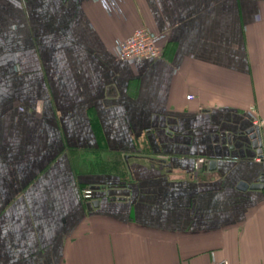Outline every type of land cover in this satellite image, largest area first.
Masks as SVG:
<instances>
[{
	"label": "crops",
	"instance_id": "1",
	"mask_svg": "<svg viewBox=\"0 0 264 264\" xmlns=\"http://www.w3.org/2000/svg\"><path fill=\"white\" fill-rule=\"evenodd\" d=\"M260 177L264 0H0V264H264Z\"/></svg>",
	"mask_w": 264,
	"mask_h": 264
},
{
	"label": "built area",
	"instance_id": "2",
	"mask_svg": "<svg viewBox=\"0 0 264 264\" xmlns=\"http://www.w3.org/2000/svg\"><path fill=\"white\" fill-rule=\"evenodd\" d=\"M103 8L109 13H119L120 3L123 0H98ZM116 56L122 60L130 62L134 57L154 58L161 55V47L156 42V35L152 34L144 27L135 28L128 36L121 39L115 46ZM190 97V96H188ZM263 121L257 116L251 118L252 132H256V126H259ZM251 132V133H252ZM204 157H198L195 165L205 163ZM93 196V190L86 188L83 190V197L90 199ZM206 264H228L227 260L212 259Z\"/></svg>",
	"mask_w": 264,
	"mask_h": 264
},
{
	"label": "water",
	"instance_id": "3",
	"mask_svg": "<svg viewBox=\"0 0 264 264\" xmlns=\"http://www.w3.org/2000/svg\"><path fill=\"white\" fill-rule=\"evenodd\" d=\"M252 131H253L252 128H248L245 133L251 139L252 147L255 148L258 152H260L262 142H261V139L258 135V131L256 130L255 133H253ZM210 164H212V166H213V161H210ZM263 182H264V178L260 177L259 180H257L255 183H253L251 185V188H261L263 186ZM96 203H97V201H94V204H96Z\"/></svg>",
	"mask_w": 264,
	"mask_h": 264
}]
</instances>
